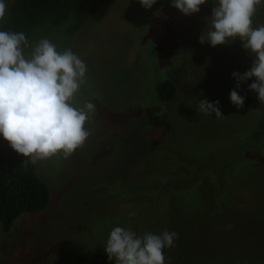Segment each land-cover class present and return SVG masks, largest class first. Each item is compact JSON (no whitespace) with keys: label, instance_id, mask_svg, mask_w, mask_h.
<instances>
[{"label":"rangeland","instance_id":"rangeland-1","mask_svg":"<svg viewBox=\"0 0 264 264\" xmlns=\"http://www.w3.org/2000/svg\"><path fill=\"white\" fill-rule=\"evenodd\" d=\"M212 7L209 0L185 16L171 0L148 10L137 0H109L75 33L63 22L28 39L26 56L48 38L85 62L75 103L90 100L96 111L71 157L34 165L49 204L0 229V264H75L106 254L116 226L177 232L166 264H264V104L230 102L232 73L250 70L253 57L239 40L199 42ZM260 25L264 4L253 17ZM165 80L176 88L170 102L157 95ZM252 82L239 94L257 98ZM203 99L219 101L223 117L201 113Z\"/></svg>","mask_w":264,"mask_h":264},{"label":"clouds","instance_id":"clouds-1","mask_svg":"<svg viewBox=\"0 0 264 264\" xmlns=\"http://www.w3.org/2000/svg\"><path fill=\"white\" fill-rule=\"evenodd\" d=\"M137 2L148 10L158 0ZM206 3L209 0H171V6L185 16L199 13ZM211 3V15L199 42L216 47L239 40L253 57L250 70L232 73L236 88L230 91V102L242 108L246 97L239 94L240 86L253 80L248 88L264 104V25L253 27L257 6L264 0ZM7 7L6 0H0V22L5 19ZM29 47L23 32L0 30V137L24 158L26 165L58 155L68 159L90 136L85 125L96 111L90 100L83 106L75 103L86 81L87 66L70 48L58 51L48 38L40 39L26 56ZM198 110L223 117L219 101L200 100ZM178 238L174 230L138 235L131 228L116 226L104 249L114 264H166L164 251L172 248Z\"/></svg>","mask_w":264,"mask_h":264},{"label":"trees","instance_id":"trees-1","mask_svg":"<svg viewBox=\"0 0 264 264\" xmlns=\"http://www.w3.org/2000/svg\"><path fill=\"white\" fill-rule=\"evenodd\" d=\"M109 0H14L7 8L0 30L23 32L27 40L47 26L55 27L63 22L70 23L72 33L83 28ZM169 0H158L161 8ZM160 102L174 99L176 88L169 80L157 84ZM245 96L244 107L257 109L263 106L258 99ZM23 157L12 150L0 137V229L10 231L13 222L25 213H38L49 204V192L38 179L33 164H24ZM176 202H179L178 197ZM75 264H114L107 254L95 253L79 256Z\"/></svg>","mask_w":264,"mask_h":264}]
</instances>
